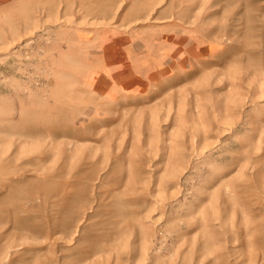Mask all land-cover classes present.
I'll return each instance as SVG.
<instances>
[{"label": "rangeland", "instance_id": "rangeland-1", "mask_svg": "<svg viewBox=\"0 0 264 264\" xmlns=\"http://www.w3.org/2000/svg\"><path fill=\"white\" fill-rule=\"evenodd\" d=\"M0 264H264V0H0Z\"/></svg>", "mask_w": 264, "mask_h": 264}]
</instances>
